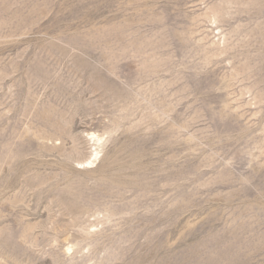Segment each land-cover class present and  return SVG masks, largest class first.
<instances>
[{"label": "rangeland", "instance_id": "rangeland-1", "mask_svg": "<svg viewBox=\"0 0 264 264\" xmlns=\"http://www.w3.org/2000/svg\"><path fill=\"white\" fill-rule=\"evenodd\" d=\"M0 264H264V0H0Z\"/></svg>", "mask_w": 264, "mask_h": 264}, {"label": "bare ground", "instance_id": "bare-ground-1", "mask_svg": "<svg viewBox=\"0 0 264 264\" xmlns=\"http://www.w3.org/2000/svg\"><path fill=\"white\" fill-rule=\"evenodd\" d=\"M87 136H89L91 139H94V138H96V141H100L101 140V138H99V136H97L95 133H88V135ZM90 139V140H91ZM93 155H94V159L92 160H87V161H85L84 162V164L86 163V165L85 166H87V167H90V166H92L93 165V163L94 162H96V159H97V157H98V151H95L94 153H93ZM92 155V156H93ZM81 164H83V163H81ZM84 166V165H83Z\"/></svg>", "mask_w": 264, "mask_h": 264}]
</instances>
